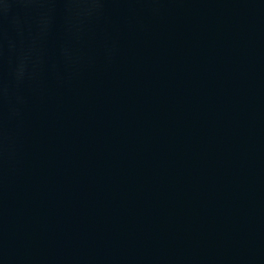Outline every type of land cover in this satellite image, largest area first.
Wrapping results in <instances>:
<instances>
[{
  "label": "water",
  "instance_id": "water-1",
  "mask_svg": "<svg viewBox=\"0 0 264 264\" xmlns=\"http://www.w3.org/2000/svg\"><path fill=\"white\" fill-rule=\"evenodd\" d=\"M0 264H264V0H72Z\"/></svg>",
  "mask_w": 264,
  "mask_h": 264
}]
</instances>
